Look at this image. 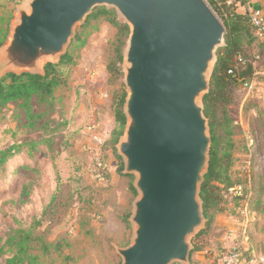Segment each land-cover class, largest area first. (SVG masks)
I'll use <instances>...</instances> for the list:
<instances>
[{"label": "water", "instance_id": "water-1", "mask_svg": "<svg viewBox=\"0 0 264 264\" xmlns=\"http://www.w3.org/2000/svg\"><path fill=\"white\" fill-rule=\"evenodd\" d=\"M96 6L114 8L129 27L125 126L115 149L138 196L132 239L116 248L120 264H189L211 144L203 96L225 32L204 0H24L0 46V79L43 74Z\"/></svg>", "mask_w": 264, "mask_h": 264}, {"label": "rangeland", "instance_id": "rangeland-1", "mask_svg": "<svg viewBox=\"0 0 264 264\" xmlns=\"http://www.w3.org/2000/svg\"><path fill=\"white\" fill-rule=\"evenodd\" d=\"M18 5H24V0H0V19L7 18L2 44L7 41ZM106 8L113 9L117 20L125 23L114 8ZM209 8L221 23V17ZM127 28L121 48L120 71L110 75L106 65L115 60L116 29L103 16L75 27L74 37L80 34L83 44L76 46L73 37L66 48V51L73 52L75 59V65L68 70V84L78 66L98 72L94 81L81 84L84 88L89 87L91 92L85 123H76L65 115L74 106L71 100L74 92L70 85L56 91L52 110L46 111L33 125L28 124L19 110L15 116L10 111L0 115V149L5 150L14 143L35 142L29 152L21 151L12 156L6 172L0 174V244L11 229L19 226L29 228L47 248L42 251L38 242L31 244L30 252L37 256V264H120L116 248L125 247L132 239L133 225L129 217L132 202L138 196L133 187L134 175L124 176L122 171L118 173L119 156L114 145L111 150L118 174L116 182L109 185L106 180L93 179L89 173L93 157L82 149L81 143L84 127L93 113L102 135H106V131L108 135L114 127L111 97L122 88L126 96L122 60L129 33ZM250 104L249 109L254 114H249L244 105L240 109L242 120L237 123L234 122L238 120L239 107L232 103L227 108L232 119L229 123V138L233 145L230 175L234 182L242 181L244 177L240 169L247 161V136L254 139V144L256 140L257 145L255 155L252 154L257 162L252 169L253 176L264 179V101L256 99ZM12 108L10 106L9 110ZM223 129L219 125L215 130L221 141L226 138ZM211 133L208 125L210 137ZM44 137H49L48 144L41 142ZM120 163L123 170L121 158ZM129 184L133 191L129 189ZM204 226L205 219L188 238L190 252L195 251L196 243L205 241L199 232Z\"/></svg>", "mask_w": 264, "mask_h": 264}, {"label": "trees", "instance_id": "trees-1", "mask_svg": "<svg viewBox=\"0 0 264 264\" xmlns=\"http://www.w3.org/2000/svg\"><path fill=\"white\" fill-rule=\"evenodd\" d=\"M208 5L221 17L224 27V44L217 49L216 62L213 66L209 90L203 96V112L208 120L211 130V147L209 150L208 170L204 175V180L200 186L199 197L202 203V214L205 219V226L200 230V235L208 229L215 213L228 208L229 202H237L239 197L229 196L227 189L233 185L241 184L243 194L248 196L249 208L255 207L264 195V181L253 176L252 169L256 167L255 157L251 161V177L246 182L243 177L238 182H234L230 175L232 162L233 145L229 138V123L232 121L228 114V106L234 102V89L238 83L246 82L253 77V63L259 58L258 51L252 45L255 39L253 28L248 14L237 12V5L241 0H206ZM6 17L5 13H2ZM103 16L112 27L116 29L117 44L115 49V60L109 61L106 65L108 73L116 74L120 71L121 48L124 45V36L127 34V25L116 18L113 9L104 6L93 8L86 17L83 25L88 24L91 19ZM7 18L0 19V46L6 34ZM80 34L74 37L75 45L81 46L83 39ZM74 43L71 47L74 50ZM75 65L74 54L70 50L62 54L57 63L47 62L44 64L43 74L7 73L0 79V115L10 111L14 116L21 111L28 124L38 118H42L44 113L52 110L54 106L55 93L58 89L66 87L68 84V70ZM122 87V85H121ZM125 93L121 91L114 93L111 97V109L113 112L114 127L110 133L104 135L101 145V152L104 159L105 149H113L118 138L122 134L125 124L123 114V103ZM262 100L261 98H247L245 100L246 109L252 105V100ZM13 106L12 110L9 107ZM223 126L222 132L226 136L224 141L217 135L216 128ZM106 136V137H105ZM48 138L44 137L41 142L48 144ZM253 139V138H252ZM104 144V145H103ZM256 144V140H255ZM252 145V154L256 153L257 145ZM35 146V142L23 144L14 143L9 148L0 149V174H4L7 164L12 156L21 151H28ZM247 150V147L245 148ZM247 152V151H246ZM119 160L118 173H122V166ZM103 178H107V166L102 170ZM123 175V174H122ZM124 176H128L125 174ZM245 181V183H244ZM129 189L133 191L129 184ZM38 242L42 251L47 248L39 237H34L32 230L19 226L11 229L6 234L0 244V264H37V256L33 255L31 244Z\"/></svg>", "mask_w": 264, "mask_h": 264}, {"label": "crops", "instance_id": "crops-1", "mask_svg": "<svg viewBox=\"0 0 264 264\" xmlns=\"http://www.w3.org/2000/svg\"><path fill=\"white\" fill-rule=\"evenodd\" d=\"M236 10L245 14L258 10L264 18V0H241ZM252 45L258 51L259 58L253 63V77L246 82L238 83L234 89L233 105L238 106L239 111L245 105L248 89L253 87L258 92L264 85V39L254 40ZM97 73L95 69L78 66L71 75L69 85L74 92L71 96L74 106L70 112H66L67 119L76 123L87 121L86 105L91 102V92L89 87L84 88L81 84L94 81ZM248 112L254 114L252 109ZM241 120L240 111L237 121L241 122ZM81 138H83L81 143L88 140L84 135ZM104 152L107 163L106 183L113 185L118 178L116 163L110 148L105 149ZM236 205L237 202H229L226 210L214 214L208 229L201 235L205 241L195 244V251L190 252L189 263L213 264L219 251L236 247L244 253L247 264H264L258 262V258H264V195H261L255 207L249 208L250 211L245 218L237 214Z\"/></svg>", "mask_w": 264, "mask_h": 264}, {"label": "built area", "instance_id": "built-area-1", "mask_svg": "<svg viewBox=\"0 0 264 264\" xmlns=\"http://www.w3.org/2000/svg\"><path fill=\"white\" fill-rule=\"evenodd\" d=\"M250 23L253 28V34L256 40L264 39V18L261 16L258 10H252L248 13ZM261 98L264 101V85L257 92L253 87L248 89L247 98ZM239 121H235L237 123ZM83 135L88 139L85 142H82V149L92 154V164L89 168V173L91 177L95 180L103 181V172L102 170L106 168V162L103 159L101 152V145L104 140V135L99 131V126L95 114H91L89 122L85 125ZM246 157L247 161L245 165H242L240 171L244 174L243 176L250 180L251 176V159H252V145L253 139L250 136L246 138ZM229 196H237L239 200L237 201L236 211L238 215L247 217L249 213L248 205V196L243 194V187L241 184L233 185L227 189ZM246 221V220H245ZM258 262H264V258H258ZM248 261L244 253L236 248H229L221 250L217 253L215 261L213 264H247Z\"/></svg>", "mask_w": 264, "mask_h": 264}]
</instances>
